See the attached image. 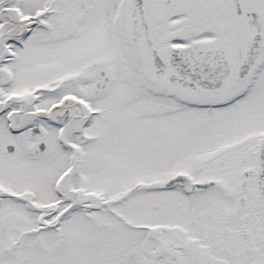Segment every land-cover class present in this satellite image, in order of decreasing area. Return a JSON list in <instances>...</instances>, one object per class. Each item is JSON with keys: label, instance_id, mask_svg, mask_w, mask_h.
Here are the masks:
<instances>
[{"label": "snow or ice", "instance_id": "obj_1", "mask_svg": "<svg viewBox=\"0 0 264 264\" xmlns=\"http://www.w3.org/2000/svg\"><path fill=\"white\" fill-rule=\"evenodd\" d=\"M0 264H264V0H0Z\"/></svg>", "mask_w": 264, "mask_h": 264}]
</instances>
